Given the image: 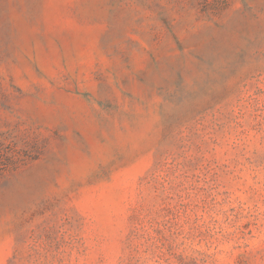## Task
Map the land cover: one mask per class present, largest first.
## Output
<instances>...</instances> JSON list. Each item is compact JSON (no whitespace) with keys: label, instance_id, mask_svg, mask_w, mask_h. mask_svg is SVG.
<instances>
[{"label":"rangeland","instance_id":"obj_1","mask_svg":"<svg viewBox=\"0 0 264 264\" xmlns=\"http://www.w3.org/2000/svg\"><path fill=\"white\" fill-rule=\"evenodd\" d=\"M0 264H264V0H0Z\"/></svg>","mask_w":264,"mask_h":264}]
</instances>
